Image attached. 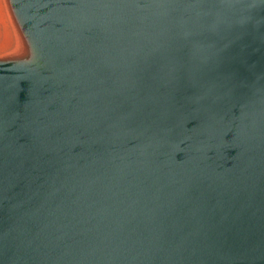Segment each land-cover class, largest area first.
Here are the masks:
<instances>
[{
	"label": "water",
	"instance_id": "obj_1",
	"mask_svg": "<svg viewBox=\"0 0 264 264\" xmlns=\"http://www.w3.org/2000/svg\"><path fill=\"white\" fill-rule=\"evenodd\" d=\"M0 264H264V0H4Z\"/></svg>",
	"mask_w": 264,
	"mask_h": 264
},
{
	"label": "rangeland",
	"instance_id": "obj_2",
	"mask_svg": "<svg viewBox=\"0 0 264 264\" xmlns=\"http://www.w3.org/2000/svg\"><path fill=\"white\" fill-rule=\"evenodd\" d=\"M16 33L17 31L14 30L10 20H7L5 24L0 23V54L9 53L17 49L19 42Z\"/></svg>",
	"mask_w": 264,
	"mask_h": 264
},
{
	"label": "bare ground",
	"instance_id": "obj_3",
	"mask_svg": "<svg viewBox=\"0 0 264 264\" xmlns=\"http://www.w3.org/2000/svg\"><path fill=\"white\" fill-rule=\"evenodd\" d=\"M6 5H5V3H4V0H1V2H0V20H1V22L0 23H2V24H5L6 23V21L8 20H10L9 19V12H8V10L6 9Z\"/></svg>",
	"mask_w": 264,
	"mask_h": 264
}]
</instances>
